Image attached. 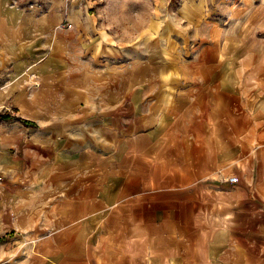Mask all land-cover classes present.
<instances>
[{"label": "crops", "instance_id": "0c3cea01", "mask_svg": "<svg viewBox=\"0 0 264 264\" xmlns=\"http://www.w3.org/2000/svg\"><path fill=\"white\" fill-rule=\"evenodd\" d=\"M158 1L0 0V264H264L262 0Z\"/></svg>", "mask_w": 264, "mask_h": 264}, {"label": "rangeland", "instance_id": "374dc122", "mask_svg": "<svg viewBox=\"0 0 264 264\" xmlns=\"http://www.w3.org/2000/svg\"><path fill=\"white\" fill-rule=\"evenodd\" d=\"M218 1L219 0H217L216 3H218ZM107 2H108V8L106 9V13L108 14L107 17L109 19V22L112 24V28L113 29L126 28L128 33L131 34V37H133L136 33V30L139 29V27H141L139 25V22L136 21V18L139 17V15L141 17L142 14H144V19L146 20V17L149 15L148 7H150V4H151V0H107ZM182 3H183V0H159L158 5L160 8L161 22L164 21L167 17L173 18L175 16L176 12L179 11V7H181ZM236 3H237V1L235 2V4ZM257 3H259V2H257ZM259 6H260V9L257 8L255 10L256 11L255 14H256L257 19L259 18L258 16H259L260 12L264 11V1L263 0H262V2L259 3ZM136 7L138 8V10L136 9ZM224 12H225L224 9L218 8V13L216 12V15H215V13H213L211 15V17L212 18L213 17L215 18L218 16L222 17L225 14ZM251 12H250V18H248L246 21L252 20L253 16H252ZM247 17H249V15H247L245 18H247ZM124 20H128L129 21L128 24H125V26H120V24H123ZM160 25L162 28L164 24H160ZM228 27H230V24L225 26V29H227ZM245 27H248V26L247 25L243 26V28L245 30L244 32L246 33ZM252 27L253 26H250V28L252 29L251 30L252 35H256V37L258 39H261V43L263 44V45L260 44L258 47L262 48L264 50V41H263L264 40V26L257 22V24L254 27L255 29H253ZM207 28H208L207 25L200 26V29L198 28L200 30L199 36H205ZM129 37H130V35H129ZM246 38H248V39H246L243 44H241L239 42L241 49H244L246 47L249 48L250 35L248 36L247 33H246ZM205 39L206 38L204 37L203 40H205ZM191 42H192V44H191L190 48L193 50L199 49V47H203V46L197 45L193 41H191ZM251 48L254 49L255 46H251Z\"/></svg>", "mask_w": 264, "mask_h": 264}, {"label": "built area", "instance_id": "2783aa9c", "mask_svg": "<svg viewBox=\"0 0 264 264\" xmlns=\"http://www.w3.org/2000/svg\"><path fill=\"white\" fill-rule=\"evenodd\" d=\"M69 0H65V2H67ZM69 26V25H68ZM228 182L230 183H236L238 181L237 177L236 176H230L228 179Z\"/></svg>", "mask_w": 264, "mask_h": 264}, {"label": "trees", "instance_id": "16d2710c", "mask_svg": "<svg viewBox=\"0 0 264 264\" xmlns=\"http://www.w3.org/2000/svg\"><path fill=\"white\" fill-rule=\"evenodd\" d=\"M9 118H11V116H9V115H1L0 114V119H9Z\"/></svg>", "mask_w": 264, "mask_h": 264}]
</instances>
